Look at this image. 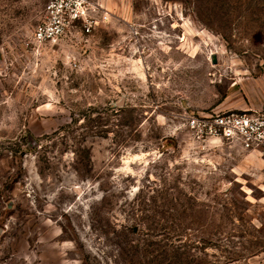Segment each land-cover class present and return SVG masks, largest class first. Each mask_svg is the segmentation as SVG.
Wrapping results in <instances>:
<instances>
[{
    "label": "rangeland",
    "instance_id": "obj_1",
    "mask_svg": "<svg viewBox=\"0 0 264 264\" xmlns=\"http://www.w3.org/2000/svg\"><path fill=\"white\" fill-rule=\"evenodd\" d=\"M46 1L0 0V264H264V147L203 130L264 112V0H90L38 53Z\"/></svg>",
    "mask_w": 264,
    "mask_h": 264
},
{
    "label": "built area",
    "instance_id": "obj_2",
    "mask_svg": "<svg viewBox=\"0 0 264 264\" xmlns=\"http://www.w3.org/2000/svg\"><path fill=\"white\" fill-rule=\"evenodd\" d=\"M94 10L90 0H47L42 18L32 30L33 49L39 53L46 45L56 43L76 22H81L82 31L88 33L98 21L108 19L105 11L95 17ZM196 123L197 119L192 118L191 124ZM203 125L205 136L237 142L245 150L264 147V112L224 110L212 114Z\"/></svg>",
    "mask_w": 264,
    "mask_h": 264
}]
</instances>
